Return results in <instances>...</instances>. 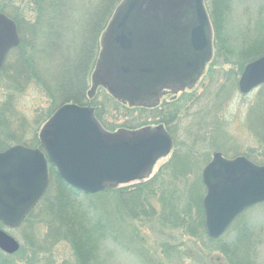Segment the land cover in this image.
Returning <instances> with one entry per match:
<instances>
[{"label": "water", "instance_id": "obj_1", "mask_svg": "<svg viewBox=\"0 0 264 264\" xmlns=\"http://www.w3.org/2000/svg\"><path fill=\"white\" fill-rule=\"evenodd\" d=\"M19 44L13 20L0 12V70ZM212 56V28L204 0H121L101 37L87 97L103 87L129 106H153L162 91L192 88ZM264 83V55L247 63L238 90ZM41 148L14 145L0 152V223L14 228L44 194L49 165L68 186L94 194L145 179L169 154L172 139L161 126L108 132L94 109L75 103L58 107L38 132ZM204 228L221 236L247 208L264 202V165L216 152L201 172ZM19 243L0 229V250Z\"/></svg>", "mask_w": 264, "mask_h": 264}, {"label": "trees", "instance_id": "obj_2", "mask_svg": "<svg viewBox=\"0 0 264 264\" xmlns=\"http://www.w3.org/2000/svg\"><path fill=\"white\" fill-rule=\"evenodd\" d=\"M71 1L73 0H27L26 3L29 4L27 13L30 14L31 18L25 17V14L16 9L12 14V3L9 0L0 1V12L15 21L19 34L18 46L7 54V56L13 55V62L3 64L0 70V78L3 79V87L7 94L5 102L0 103V119L9 123L7 128H0V139L3 143V147L0 148L3 150L11 146L12 143L31 148L39 147L37 138L39 128L59 106L68 101L93 107L95 118L101 126L107 130L111 129L109 122L103 119L105 115L110 117L107 112H104L106 104L95 102V98L87 99L86 97V77L92 68L91 64L94 65L96 55L95 51L94 54L91 52L93 55H88L89 52L86 53L83 46L87 44L86 42H92L93 33L87 32L89 27H84V32L80 34V31L76 34L75 32L72 33L70 25L74 29L77 27L70 21L71 6L74 14V6ZM94 1H105L101 7H107V0ZM114 1L117 2L113 9L120 0ZM208 1L204 0V5L211 23L213 47L217 58L220 57L222 60L221 63L213 65L214 71L216 70L217 73L216 68L224 63L226 48L222 41L223 38L220 37L217 39L219 42H217L215 35L216 31L221 33L226 25L224 20L226 10L224 9L225 6L228 7L231 0H217L215 1L217 6L214 4L213 9ZM262 1L263 4L257 9V18L251 25L252 28L247 29L246 35L240 40L237 47L239 48L238 60L231 63L235 67V71L228 70L217 73V78L221 76L224 81L220 83L216 94H219L224 86L228 90L229 88L232 89L236 85L245 64L264 55V0ZM94 7L95 5H92L91 10ZM107 20L108 17L105 21L103 20L101 30L105 27ZM28 25L33 31L30 34L26 32ZM65 31H67V36H73L70 48L65 43L63 47L61 38ZM73 38H75V42L79 40L80 46L72 43ZM60 49L65 51L62 53L65 63L66 58L68 60L67 64L64 63L63 66L55 62L56 57L54 55ZM73 49L76 50V54ZM43 57L49 59L50 64L44 71L46 74L41 71L42 77L39 75L38 63L44 65L49 62L47 60L44 63ZM212 62L213 60H211ZM54 65L55 68H53ZM31 81L42 83L50 103L42 113L37 114L34 121L36 126L32 131V136L27 138L29 125L17 116L13 108V99L16 95L23 93ZM114 100L120 103V101ZM258 101L261 103L257 102L254 109L260 105V112L257 116L261 117L262 120H258L260 125L258 126L259 131L256 133L260 136V149L263 153L260 155V160H256L251 155L245 157L262 165L264 164V96ZM118 106L120 105L118 104ZM155 108L153 109L155 110ZM163 113L167 120L165 124H171L175 119V112L168 111L165 113L163 110ZM12 122H16L18 126L10 128ZM169 133L175 142L173 132L169 131ZM174 146L176 148L173 153L155 175L132 185L116 186L94 194H84L68 186L50 166L47 189L33 208L37 211L35 219L39 221L36 224L41 225H38L37 230H43L38 234L45 238L39 244L36 240V234L33 236L26 235L25 243L28 248L37 247L40 249V253H47L59 242H67L72 248L77 264H93L99 255L98 250L108 243L115 242L117 238L116 220L113 217L111 219L107 210L108 203L113 202L115 208H122L131 217L154 219L162 229L171 231L181 229L187 236L200 238L202 241L205 239L208 242V244L202 243L196 251L184 250L181 253V258H195L194 254L201 256L202 252L205 251H218L221 254V258L216 259L218 264L219 262L222 264H256L255 250L257 248L256 241L258 242L254 234L256 220L253 222L243 218L245 211L250 208L239 214L221 236L216 239L208 237L204 228L202 211V197L205 189L200 174L195 177L191 184L186 183L192 174L193 158L196 157V154L193 153L194 146L192 144L177 146L176 142ZM207 162L204 158L203 163L206 164ZM202 166L203 164L199 169ZM181 183L182 186L178 187ZM107 194L111 195L112 199L102 197L107 196ZM260 205H264V203ZM31 214L32 212H29L24 219L28 225L27 228L31 226ZM19 251L21 252L19 249L11 255L3 254L0 251V264H27V258L19 263L12 260ZM242 257L245 258L246 262L241 260Z\"/></svg>", "mask_w": 264, "mask_h": 264}, {"label": "rangeland", "instance_id": "obj_3", "mask_svg": "<svg viewBox=\"0 0 264 264\" xmlns=\"http://www.w3.org/2000/svg\"><path fill=\"white\" fill-rule=\"evenodd\" d=\"M9 1L13 5L11 7L12 14L16 9L22 12V14H25V17L31 18L30 14L27 13L29 9V4L26 3L27 0ZM215 1L217 0L208 1L212 9L214 4L217 6V2ZM104 2L105 1L73 0L71 3L74 6V14L72 6L70 7V13L73 15L68 12V14H70L71 23L77 27L74 29L70 25V30L73 34L79 31V34L84 32V27H89L87 32L93 33L92 42H86L87 44L83 46L84 51L86 53L89 52L88 55L91 54V52L94 54V51L96 55L95 60L93 58L94 65L89 63L92 68L90 69L89 75L86 77L87 86H85V88L87 91L90 89L91 74L98 60L101 37L115 10L113 6L117 1L107 0V7L102 8L101 4L103 5ZM120 2L121 0L117 5ZM262 4V0H231L228 7L225 6L224 10H226V12L224 20L226 25L221 33L216 31L215 35L217 42H219L217 39H220V37L223 38L222 41L226 48V56L223 58L224 63L220 65L219 68H216L218 74L220 71H235V67L231 63L238 60L239 48L237 47L239 42L246 35L247 29L252 28L251 25L257 18V9ZM92 5H95V7L91 10ZM116 7L117 6H115V8ZM213 14L212 17L217 23ZM107 17L108 20L105 23L106 25L103 30H101L103 27V20L105 21ZM31 30L32 29H30L28 25L26 32L30 34L33 32ZM65 34L63 33L62 35L61 33L63 47L65 43V45L70 48L73 36H67V31H65ZM72 43L80 46L79 40L75 42V38H73ZM57 52L58 53L54 55L56 57L55 62L63 66L65 60H63L64 57L62 53L65 51L60 49ZM73 52L76 54L75 49H73ZM12 59L13 55H8L4 64L13 62ZM42 59L44 63L47 62V60L49 61L44 65L38 63L39 75L43 77L42 72L47 69L50 60L44 57ZM211 60H213L212 63ZM211 60L206 64L202 76L192 89L177 93L172 92L174 95L167 94L163 97L159 96L155 110L153 109L154 107L151 106H145L147 108L134 107L121 101L118 103L102 87L96 89L95 94L87 99L95 98V102L106 104L104 112H107L110 117L105 115L103 119L109 122V127L111 129H103L108 132H115L119 129L136 130L143 127L153 128L161 125L168 132H173L177 146L192 144L194 146L193 153L196 154V157L193 158L191 168L192 174L187 180L188 182H186L187 184H191L196 176L200 174L201 177L200 172L205 164L203 163L204 158L206 161H209L214 152H220L226 158L251 155V157L256 160H260V155L263 153L260 149V136L256 133V131H259L258 126L260 125L258 120H262L261 117L259 118L257 116L260 112V105H258L256 109H254V107L257 102L259 104L261 103L258 99L264 96V85L254 88L247 94H242L239 92L236 82V85L233 86L232 89L229 88L228 90V88L224 86L222 91L216 94L220 83L224 80L221 76L217 78L216 70L214 71L213 65L222 62L220 57L217 58V55H215L214 47ZM67 62L68 60L66 58L65 64H67ZM55 65L53 68L56 67ZM41 84L40 81H31L27 88H25V91L16 95L13 99V108L17 116L22 118L24 122L29 125L27 138L32 136V131L36 126L34 121L37 114L42 113L50 103ZM3 85V79L0 78V103L2 101L5 102L4 100L7 96ZM66 103L74 102L68 101ZM118 104L120 106H118ZM115 106L118 107L116 108ZM163 110L165 113L168 111L175 112V119L169 125L165 124L167 120L166 117L163 116ZM142 124L143 126H140ZM8 125V121L6 122L0 119V128H7ZM17 126L18 124L16 122H12L10 128ZM175 142L173 141V146ZM2 145L3 143L0 139V147ZM175 148L176 146L172 148L169 155L158 159L154 163L150 176L155 175L162 169L161 167L167 162ZM2 150L3 149L0 148V151ZM202 164L203 166L199 169ZM140 181L141 180H136L121 185H132ZM181 186L182 183L178 187ZM102 197L112 199L111 195L109 196L108 194ZM107 210L111 219L113 217L116 220L117 238L115 242L108 243L98 250L99 255L93 264H218L216 263V259L221 258V254L218 251H205L202 252L201 256L199 254H194L195 258H181V253L184 250L192 249L196 251L201 247L202 243L208 244V242H206L205 239L202 241L200 238L187 236L181 229L172 231L169 229H162L154 219L148 220L144 217H131L122 210V208H115L113 202L108 203ZM30 212H32L30 216V228H27L28 225L24 220L20 225L14 228H6L0 225V229L9 233L19 243L21 252L19 251L12 260L19 263L27 258V264H77V259L71 246L67 242H59L47 253H40V249L37 247H34V249L28 248L25 243L26 235L33 236L36 234V240L39 244H41L43 242L42 240L45 238L38 234L42 229L37 230L38 225L41 226L40 224H36L39 223V221L35 219L37 211L31 209ZM243 218L250 219L253 222L256 220L257 222H255L256 226L254 228L255 239L258 240V242L256 241L257 248L255 250V260L256 264H264V205L257 204L250 207V209L245 211ZM151 220L152 222H150ZM2 253L6 254L4 252ZM20 254H22V256H20ZM241 260L246 262L244 257H242ZM219 264L222 263L219 262Z\"/></svg>", "mask_w": 264, "mask_h": 264}, {"label": "flooded vegetation", "instance_id": "obj_4", "mask_svg": "<svg viewBox=\"0 0 264 264\" xmlns=\"http://www.w3.org/2000/svg\"><path fill=\"white\" fill-rule=\"evenodd\" d=\"M167 94L174 95V94H173L172 92H170V91H162L161 94H160V96L163 97V96H165V95H167ZM155 107H156V106H155Z\"/></svg>", "mask_w": 264, "mask_h": 264}]
</instances>
